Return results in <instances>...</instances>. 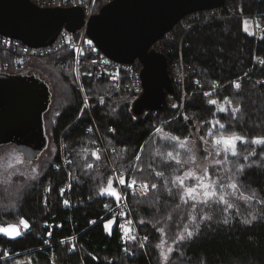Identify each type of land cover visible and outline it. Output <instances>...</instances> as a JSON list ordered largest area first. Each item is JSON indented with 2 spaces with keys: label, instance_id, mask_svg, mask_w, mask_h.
Returning a JSON list of instances; mask_svg holds the SVG:
<instances>
[{
  "label": "trees",
  "instance_id": "trees-1",
  "mask_svg": "<svg viewBox=\"0 0 264 264\" xmlns=\"http://www.w3.org/2000/svg\"><path fill=\"white\" fill-rule=\"evenodd\" d=\"M109 1L95 0L93 14ZM238 8L264 23V0H242ZM178 44L177 34L165 57L170 73L181 56L183 83H172L160 109L141 112L135 110L140 94L112 93V83L92 77L82 61L76 72L67 47L22 62L18 53L0 52L7 64L0 72L35 69L55 83L54 100L50 92L44 110L48 145L38 157L37 176L23 182L0 177V226L20 225L21 219L29 225L14 238L0 233V264H264V145L252 143L264 137V32L255 38L245 19L230 17L194 26L180 50ZM81 92L89 110L82 107ZM219 104L227 111H218ZM187 120L197 135L244 137L236 146L243 166L234 175L239 186L225 195L232 208L222 202L185 203L165 176L157 175L152 159L157 131L185 137L191 133ZM98 135L105 149L99 158ZM111 167L136 186L148 185L143 197L126 195L134 240L122 234L116 219L111 234L105 229L113 217L102 204L117 201L101 194L113 181ZM157 221L163 223L164 250L172 249L167 261L159 255ZM185 226L197 234L180 241ZM138 234L149 240L140 244Z\"/></svg>",
  "mask_w": 264,
  "mask_h": 264
},
{
  "label": "water",
  "instance_id": "water-1",
  "mask_svg": "<svg viewBox=\"0 0 264 264\" xmlns=\"http://www.w3.org/2000/svg\"><path fill=\"white\" fill-rule=\"evenodd\" d=\"M225 0H110L86 22L88 39L113 61L141 64L142 93L136 112L160 109L173 92L165 55L150 46L186 14L219 8ZM85 23L78 6L41 7L32 0H0V35L39 48L50 45L64 27L74 31ZM20 74L0 72V145L13 142L45 149L44 110L51 99L47 85ZM191 124V120H187ZM195 135V127H190ZM203 155V142L194 140Z\"/></svg>",
  "mask_w": 264,
  "mask_h": 264
},
{
  "label": "built area",
  "instance_id": "built-area-1",
  "mask_svg": "<svg viewBox=\"0 0 264 264\" xmlns=\"http://www.w3.org/2000/svg\"><path fill=\"white\" fill-rule=\"evenodd\" d=\"M38 6L51 7V6H62L71 7L78 6L82 9L85 23L75 29L74 31H68L64 27L59 31L56 39L50 45L32 48L24 45L18 40L4 37L0 35V52L8 51L13 54L18 53L20 55V62L28 59L32 56L44 57L61 47H67L72 50L74 55L75 70L77 72V66L80 61L86 64L92 77L94 78H107L112 83V93L117 92H133L136 94L142 93V82L140 78L141 64L134 62L132 64H125L111 60L101 53L97 47L87 38L86 34V22L93 15V6L95 0H34ZM242 0H225L224 4L219 8L207 9L190 12L184 15L176 25L166 32L160 39L156 40L151 46L155 52L166 55L171 50V45L174 40V36L179 35L178 48L180 50L181 44L185 34L190 31L194 26L198 24H204L215 20L237 17L243 18L247 22L249 33L254 37L260 36L264 32V23L260 20L258 14H245L238 6L241 5ZM91 42V43H89ZM187 45V43H185ZM260 60H258L259 62ZM177 67L170 71L169 76L172 83L175 85H181L183 83V68L185 67L181 56L179 59L173 62V65ZM7 64L0 62V70L5 68ZM169 72V71H168ZM82 94V107L89 110L88 98ZM184 94V93H183ZM95 151L105 152L101 139L98 135L95 141ZM112 177L115 187L121 194V199L116 201L114 204L105 202L102 207L106 210L105 215H109L118 220L119 225L132 228L135 233V224L131 217L129 208L126 203L127 194H135L140 197L145 196L146 190L142 186H136L135 188H128L126 185L119 183L120 175L122 174L121 169L111 167ZM131 183V180H127ZM123 234V233H122ZM147 236H140L138 234V240L141 244L149 240L144 239Z\"/></svg>",
  "mask_w": 264,
  "mask_h": 264
},
{
  "label": "rangeland",
  "instance_id": "rangeland-1",
  "mask_svg": "<svg viewBox=\"0 0 264 264\" xmlns=\"http://www.w3.org/2000/svg\"><path fill=\"white\" fill-rule=\"evenodd\" d=\"M0 62L2 61L0 60ZM29 71L36 73L37 76H39V78L44 81V84L48 86L50 92H52V97L55 96V83L47 73L35 69H30L25 72ZM101 99L102 98H100V100ZM221 107L226 108L225 106H223V104H219L218 109ZM192 125L193 124H189L190 127H192ZM196 129L198 131L197 127L195 128V131ZM171 137L178 136L173 135L165 131L164 129L157 131L155 135L156 154L153 156L152 159L156 171L163 172V175L166 179V183L174 187V189L180 194V197L184 195V189L181 188L177 183H174L175 178L177 176L184 177L185 173L189 171L195 172L197 176H200L202 175V170L205 168L207 169L208 177L210 178V180L216 182L217 196L210 201L219 202L220 194H224L227 197L228 195L234 192V190L229 188L228 185L232 182H235L234 175H236V171L239 169L240 164H242L241 157L240 155H238V153L236 156H232L231 153L224 152H221L219 155H217L216 148L213 144V141L216 137L209 138L208 134L197 135L195 132L194 135V133L191 132L185 137H179L181 141L185 139L187 140L185 148H180L178 143L175 140H172ZM197 138L201 139L203 142L204 150L202 156L197 153V149L194 144V140ZM45 149L39 150L38 152L37 149H32V146H29L28 144L24 143L19 145L18 142L0 145V177H4V179L1 180H6L7 182H23L26 179L30 180L35 178L38 174V157L42 154V152L43 154H45ZM168 152H173L174 156L176 155V153H179L178 158L182 161V163L177 164L175 159L168 157ZM190 156L195 157V163L189 160ZM225 156H227V159L224 158ZM217 161H219V163H217ZM9 165L12 166L9 167ZM7 182H4V184H7ZM197 183L198 182L195 178H185V187H193ZM221 184H223V188L220 187ZM113 187L119 192V190L114 186V184ZM202 199V196H197L196 200H192L189 199L187 196H184V199L181 200H191L193 202H199ZM162 220L163 219H161V221ZM161 221H157L156 223H158L159 225L158 230L161 235L158 244L159 255L161 261H164L165 259L162 253L169 256V251L164 250L163 248V223H161ZM3 226H15L20 232L24 230V227L21 224H9ZM9 231H14V229L10 227ZM6 236L13 237L9 235ZM17 236L18 235L14 237Z\"/></svg>",
  "mask_w": 264,
  "mask_h": 264
},
{
  "label": "snow or ice",
  "instance_id": "snow-or-ice-1",
  "mask_svg": "<svg viewBox=\"0 0 264 264\" xmlns=\"http://www.w3.org/2000/svg\"><path fill=\"white\" fill-rule=\"evenodd\" d=\"M91 43V42H89ZM235 87L239 88L240 85L239 84H235ZM208 95V94H206ZM209 103L212 104H216L217 101L214 100H210ZM218 111H227L226 108H219ZM239 109H235L233 112V115H235V112H238ZM223 127V126H221ZM91 131V130H89ZM172 140H175L180 148H185L187 140H183L181 141L179 137H171ZM244 141V137L241 136H218L214 139L213 144L216 148V154L219 155L221 152L224 153H231L232 156H236L237 155V151H236V146L238 143H243ZM252 143L254 144H258V145H264V137H257L256 139H254L252 141ZM94 155L97 156V158H99L98 153H95ZM253 155H255V153H253ZM167 156L175 159L177 164L182 163V161L178 158L179 157V153H176V155H173V152H168ZM225 159H227V156L224 157ZM137 160H139V156L136 157ZM245 159H247V157H245ZM189 160L193 163H195V157L190 156ZM20 162V161H17ZM217 163H219V161H217ZM12 165H9V167H11ZM89 167H91V165H89ZM240 171H243V166L240 167ZM157 175L162 176L163 172H158ZM186 177H191V178H195L197 180V184L193 187H185V178ZM119 183L121 185H126L128 188H135L136 187V181L133 179L131 181V183H128V181L121 176L119 179ZM174 183H177L181 188L184 189V195L181 196V199H184V196H187L189 199L192 200H196L197 196H202L203 199L200 200V203L203 204H208V202L210 200H213L216 196H217V191H216V182L215 181H211L210 178L208 177V173H207V169H203L202 170V175L197 176L195 172L189 171L187 173H185L184 177L181 176H177L175 178ZM238 184L236 182H232L228 185L229 188L233 189L234 191L238 188ZM145 190H147L148 185L145 184L142 186ZM152 188H156L155 184L151 185ZM221 188H223V184L220 185ZM101 194H107L110 196H113L117 201H119L121 199V194L120 192H118L114 187H113V181L111 179L108 180V185L106 188H102L101 189ZM253 195H255V193H253ZM249 199H251L252 197H248ZM219 202H222L224 204L227 205L228 208H232L233 205L231 203H228V201L225 199V195L224 194H220L219 195ZM65 203H67V201H65ZM185 203H187V200H185ZM202 219H206V220H211L210 216H205L202 217ZM256 217H253V220H255ZM193 220H195V217H193ZM228 221L225 220L224 223H227ZM244 223H251V221H244ZM20 224L23 225L24 229H27L29 227L27 221L21 219L20 220ZM117 224V221L115 220V218L108 220L107 222H105V229L107 231H109V234H111V226ZM12 227L14 229V231H9V228ZM118 227L120 228L121 232L124 234V236H126L128 239H135V237L131 236V228L130 227H125L124 225H118ZM184 232L186 233V236L181 234L179 236V240L180 241H184L186 238L187 239H192L197 233L190 230L187 226H185L184 228ZM0 233L5 234V235H9V236H16V235H20L21 232L18 230V228H16L15 226H0ZM145 240H147V237H144ZM169 253L172 251V249L168 250ZM164 259L167 261L168 260V256L163 254Z\"/></svg>",
  "mask_w": 264,
  "mask_h": 264
},
{
  "label": "flooded vegetation",
  "instance_id": "flooded-vegetation-1",
  "mask_svg": "<svg viewBox=\"0 0 264 264\" xmlns=\"http://www.w3.org/2000/svg\"><path fill=\"white\" fill-rule=\"evenodd\" d=\"M1 73H4V72H1ZM19 76H21L22 79L35 80V81L40 82L41 84L45 85L44 81L42 79H40L39 76H37V74L32 72V71H29V72L24 71V73L20 74Z\"/></svg>",
  "mask_w": 264,
  "mask_h": 264
},
{
  "label": "bare ground",
  "instance_id": "bare-ground-1",
  "mask_svg": "<svg viewBox=\"0 0 264 264\" xmlns=\"http://www.w3.org/2000/svg\"><path fill=\"white\" fill-rule=\"evenodd\" d=\"M5 60V59H4ZM85 96V95H84ZM147 242V241H146ZM141 244V243H140Z\"/></svg>",
  "mask_w": 264,
  "mask_h": 264
}]
</instances>
